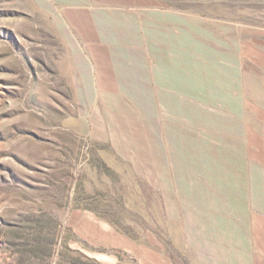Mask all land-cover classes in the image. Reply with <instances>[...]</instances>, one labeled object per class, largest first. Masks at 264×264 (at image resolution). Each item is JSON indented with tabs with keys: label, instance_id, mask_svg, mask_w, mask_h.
Returning a JSON list of instances; mask_svg holds the SVG:
<instances>
[{
	"label": "rangeland",
	"instance_id": "1",
	"mask_svg": "<svg viewBox=\"0 0 264 264\" xmlns=\"http://www.w3.org/2000/svg\"><path fill=\"white\" fill-rule=\"evenodd\" d=\"M78 1L0 0V264H100L78 210L91 243L264 264V0H128L150 22L97 50L164 76L128 89L71 32Z\"/></svg>",
	"mask_w": 264,
	"mask_h": 264
},
{
	"label": "crops",
	"instance_id": "2",
	"mask_svg": "<svg viewBox=\"0 0 264 264\" xmlns=\"http://www.w3.org/2000/svg\"><path fill=\"white\" fill-rule=\"evenodd\" d=\"M84 0H79L77 5L67 6L65 16L67 17L71 32L80 40L88 41L87 47L91 51L90 59L94 63V70L101 73L105 72L112 82L113 87L134 88L135 82L138 80L159 81L164 76L159 75L158 70H151L149 67L140 69L135 68V61L132 54L123 53L122 56L114 51L101 53L97 48L104 46L102 41L118 40L124 38V33L127 32L129 23H149L147 20L136 19V14H132L133 18H128L125 8L129 6L128 0H97L94 4L89 5L83 3ZM143 14V13H139ZM145 14V13H144ZM147 14V13H146ZM126 29V30H125ZM107 44V43H106ZM108 45V44H107ZM109 46V45H108ZM110 47V46H109ZM97 52H96V51ZM123 64V65H122ZM102 69V67H105ZM105 70V71H104ZM169 78V75H167ZM101 75L95 81V84L103 86L101 83ZM77 211L75 218V226L77 234L82 241L88 243H79L88 256L94 258L100 264H130L121 263L114 253L103 252L98 248L106 250L117 249L132 255L139 264H175V261L168 254L161 252L159 246L154 244L144 245L143 243H91L92 231H103L104 223L101 222L93 213H80ZM106 230V229H104ZM93 249V251L91 250Z\"/></svg>",
	"mask_w": 264,
	"mask_h": 264
}]
</instances>
